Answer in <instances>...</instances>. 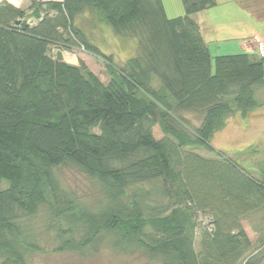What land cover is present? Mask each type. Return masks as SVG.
<instances>
[{
  "label": "trees",
  "instance_id": "1",
  "mask_svg": "<svg viewBox=\"0 0 264 264\" xmlns=\"http://www.w3.org/2000/svg\"><path fill=\"white\" fill-rule=\"evenodd\" d=\"M181 4L184 13L169 17L162 0H47L31 5L39 19L30 25L0 1V264H27L40 249L24 218L43 206L58 252L85 253L107 236L158 264H264V237L252 246L241 226L248 213L264 214V180L183 149L214 151L209 141L234 110L245 116L262 104L264 57L256 44L212 54L191 14L215 0ZM85 11L135 39L137 53L115 66L75 26ZM54 46L105 61L107 84L84 62L59 60ZM178 111L199 113L200 124ZM70 165L96 182V207L62 187L58 169ZM197 211L211 215L209 227L198 228Z\"/></svg>",
  "mask_w": 264,
  "mask_h": 264
},
{
  "label": "rangeland",
  "instance_id": "2",
  "mask_svg": "<svg viewBox=\"0 0 264 264\" xmlns=\"http://www.w3.org/2000/svg\"><path fill=\"white\" fill-rule=\"evenodd\" d=\"M2 1V0H0ZM7 1V0H4ZM11 4L25 11L23 19L30 25L37 23L39 19L34 15L32 4H39L47 0H8ZM13 1V2H12ZM52 1V0H51ZM62 1V0H57ZM165 5V13L170 14L181 12V0H162ZM244 0L243 3H245ZM47 11L44 4L41 5L39 14L42 16ZM259 13V14H258ZM257 19L264 24V10L258 11ZM75 26L82 32L85 40L99 48L107 56L110 55L115 66L122 65L126 60L137 53L136 40L117 36L114 31L93 14L85 11L75 18ZM261 35L254 36L253 42L263 39ZM53 54L57 51L62 53V60L71 64H78L80 61L94 73L103 83L107 84L110 78L105 61L99 57L85 52L81 48L63 50L54 46ZM223 53L225 51H222ZM49 53V52H48ZM52 55L51 53H49ZM154 87L159 86V82L153 79ZM255 97L262 104L249 110L245 116L234 110L233 114L227 119L225 126L215 132L210 144L214 151H207L205 148L187 145L184 147L185 153L193 154L196 157L206 161L224 162L228 158L235 163L240 170L243 169L248 175L254 176L263 182L264 177V85L255 86ZM229 99V98H227ZM231 101V99H229ZM232 105V103H231ZM233 106V105H232ZM234 109V106H233ZM190 122L191 125L200 124L199 113L191 111H178ZM152 134L156 139L165 136L158 125L152 128ZM216 151V152H215ZM223 152V153H222ZM57 178L64 190L73 194L82 203L91 207H96V200L100 199V190L93 179H89L82 170L76 167L62 166L58 169ZM148 187L150 184H146ZM6 187V183L0 182V189ZM164 198L157 196L156 201H162ZM165 200V199H164ZM197 224L200 229L202 226H210L212 217L209 213L197 211ZM24 223H27L33 236L36 237V244L40 247L37 251H31L27 255V264H158L155 260L147 257L141 250L122 251L114 248L110 243L109 237L100 240L99 246L95 249L87 248L85 253L78 251L58 252L55 229L49 224V216L46 207H40L35 216L25 217ZM241 226L245 229L252 246H256L261 238L264 237V214L259 210L250 212L241 219ZM195 250H199L198 231L194 243Z\"/></svg>",
  "mask_w": 264,
  "mask_h": 264
},
{
  "label": "crops",
  "instance_id": "3",
  "mask_svg": "<svg viewBox=\"0 0 264 264\" xmlns=\"http://www.w3.org/2000/svg\"><path fill=\"white\" fill-rule=\"evenodd\" d=\"M243 2L244 0H215L216 5L212 8L191 14L212 54L238 51L253 53L254 36L264 37V24L256 18L259 9L264 10V0ZM164 8L166 9L165 5ZM183 13L184 8L181 6V12L170 14L169 17Z\"/></svg>",
  "mask_w": 264,
  "mask_h": 264
},
{
  "label": "built area",
  "instance_id": "4",
  "mask_svg": "<svg viewBox=\"0 0 264 264\" xmlns=\"http://www.w3.org/2000/svg\"><path fill=\"white\" fill-rule=\"evenodd\" d=\"M7 2H10L7 0ZM13 2V1H12ZM256 50H257V53L260 55V56H263L264 57V40L263 39H258L257 40V43H256Z\"/></svg>",
  "mask_w": 264,
  "mask_h": 264
},
{
  "label": "water",
  "instance_id": "5",
  "mask_svg": "<svg viewBox=\"0 0 264 264\" xmlns=\"http://www.w3.org/2000/svg\"><path fill=\"white\" fill-rule=\"evenodd\" d=\"M16 23H21L19 20H16ZM59 60H62V53H60V51H57V56H56Z\"/></svg>",
  "mask_w": 264,
  "mask_h": 264
}]
</instances>
